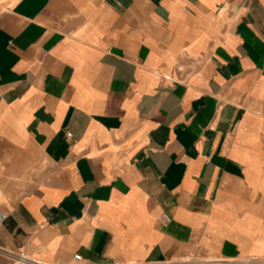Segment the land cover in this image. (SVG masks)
I'll return each instance as SVG.
<instances>
[{"label": "crops", "instance_id": "1", "mask_svg": "<svg viewBox=\"0 0 264 264\" xmlns=\"http://www.w3.org/2000/svg\"><path fill=\"white\" fill-rule=\"evenodd\" d=\"M0 210V264H264V0H0Z\"/></svg>", "mask_w": 264, "mask_h": 264}, {"label": "built area", "instance_id": "2", "mask_svg": "<svg viewBox=\"0 0 264 264\" xmlns=\"http://www.w3.org/2000/svg\"><path fill=\"white\" fill-rule=\"evenodd\" d=\"M4 213L0 210V224H1V222L3 221V219H4ZM164 218H166V219H168V217H167V215H165V214H163L162 215ZM79 255L78 254H75L74 255V258L75 259H79ZM16 260L17 261H25L26 260V258L24 257V255H22V254H18V255H16Z\"/></svg>", "mask_w": 264, "mask_h": 264}]
</instances>
